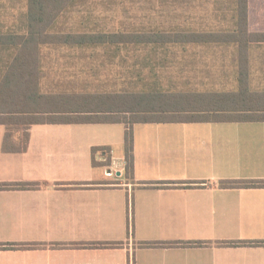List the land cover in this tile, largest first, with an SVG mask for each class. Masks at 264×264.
<instances>
[{
    "label": "crops",
    "instance_id": "obj_1",
    "mask_svg": "<svg viewBox=\"0 0 264 264\" xmlns=\"http://www.w3.org/2000/svg\"><path fill=\"white\" fill-rule=\"evenodd\" d=\"M248 29L264 32V0H248ZM167 48L142 57L146 89H236L234 44ZM247 53L250 87L264 89V42ZM109 60L81 87L117 91ZM0 127V264H264V187L223 183L264 180V122L134 123L129 178L123 123L32 125L15 153ZM94 146L110 148V165L92 166Z\"/></svg>",
    "mask_w": 264,
    "mask_h": 264
},
{
    "label": "trees",
    "instance_id": "obj_2",
    "mask_svg": "<svg viewBox=\"0 0 264 264\" xmlns=\"http://www.w3.org/2000/svg\"><path fill=\"white\" fill-rule=\"evenodd\" d=\"M221 1H228L227 8L231 11L228 28L207 30L192 25L197 22H192L190 10H194L191 13L194 18L210 16L220 22L217 4ZM8 6L20 13L16 20L6 23L2 11ZM178 6L184 7L180 13L185 16L182 23L151 19L166 18L165 14L175 18ZM147 9L153 13L144 21ZM195 9L204 11L198 10L196 15ZM116 11L123 16L118 18V25L112 23L109 27L107 21L99 20ZM252 42H264V32L249 31L248 0H0V125L5 127L1 150L24 152L32 125L123 123L124 172L129 178L133 173L134 123L264 122V89H252L248 78L247 50ZM200 43L236 46V89L223 92L146 89L147 77L141 69V61L146 59L142 57L175 44ZM67 50H72L66 55L70 60L78 57L77 50L85 52L81 56L100 59L82 61L85 69L80 72L86 77L92 71L91 63L102 66L106 65L105 60L110 61L109 57L116 58L119 74L124 78L117 80L120 85L117 91L87 89V81L85 87L60 78L45 82V67L54 72L53 59L60 58L52 56V51L64 54ZM128 76L134 77V87L126 82ZM14 131L20 132L17 142L13 139ZM90 152L92 166L110 165L109 147L94 146ZM98 152L106 154L103 161H95ZM223 183L264 187V180Z\"/></svg>",
    "mask_w": 264,
    "mask_h": 264
},
{
    "label": "rangeland",
    "instance_id": "obj_3",
    "mask_svg": "<svg viewBox=\"0 0 264 264\" xmlns=\"http://www.w3.org/2000/svg\"><path fill=\"white\" fill-rule=\"evenodd\" d=\"M7 1H11V0H7ZM208 3H210V2H208ZM8 4L10 5V3H8ZM217 5H219L218 14H220V16H219L220 22H218V20L216 19V17H213V19H212V17H210V16L207 17V18H204L203 17L202 19L194 18V15L191 16V13H193L194 10H190V17H191L192 22H195V21L197 22V24L196 23H192V25H195V26L197 25V27H202V28L207 29V30H211V29H226L225 27L228 28L229 25H230V13H231L230 9H228L229 8L228 1H221ZM183 8H184L183 6H180V7L178 6L176 8V15H174L175 18H170V16H168V14H165L166 18L165 17H155V18H151V19L157 20V21H159V20L160 21H164L165 20V22L166 21L173 20V21H175L178 24L179 23H182L183 20H184V18H185V16H182V14H180V13H182V9ZM207 8H210V5H208ZM198 10H200L199 13H202L201 11H204V9H195V14L196 15L199 14V13L196 12ZM144 12H146L147 14L145 16L143 15L144 16L143 20L144 21H147V16L148 15H151L153 12L151 10H148V9L147 10H144ZM18 13H20L18 10L13 9L11 11V7L8 6V8H6L5 11L4 10L2 11V15L4 17V20L3 21H5L6 23H8V22H11V19L16 20L14 18H15V16L18 15ZM118 13L120 14V11L119 12L116 11V12H113V13L112 12L106 13L107 18H105L103 20L102 19H99V20L101 22H104V23H105V21H107V25L109 27L112 25V23H113V25H116L118 23V21H117L118 18H123L122 15H119L118 16ZM222 13L225 14L224 16H226V17H223L222 16ZM197 17H199V16H197ZM70 52H72V50L71 51H69V50L64 51V54H63V51L62 52H60V51H52V53H51L52 56L53 55H60V59L59 60L53 59L54 60V63H55V66H54V70L55 71L54 72H52L48 67L47 68L45 67V71H44V74H45L44 81L45 82H49L53 78L54 79L60 78V79H62L65 82L66 81H74L76 84L79 83V85H80V84H82V82L80 83L78 81V79H79L78 77H79V75L81 73L80 72V69H85V67L83 66L82 61L85 62L87 58L89 60L90 59L92 60V57L95 60H100L99 58H96L95 56H81L85 52L83 50H77L75 52H77L78 57L75 59V61H72V62L69 61L68 62V61L65 60V57H66V55H69ZM88 52H89V50H87V53ZM79 56H81V57H79ZM65 62H67L68 64L65 63ZM91 65H92V67H91V70L92 71H98L100 67H101L102 70H104L103 68H105L104 67L105 65H102V66H100V65L94 66L95 63H91ZM118 65H119V63L116 64V67H115L116 68V73H114V75L117 78V80H120L121 81V80H124V78L119 74L120 67ZM113 72L114 71H112V73ZM102 74L105 75L106 73L103 72ZM102 77H105V76H102ZM93 81L94 82H89V85H90L91 88L94 86V83L97 82L95 80H93ZM76 86H78V85H76ZM118 87H120V85H118ZM256 125H259V124H256ZM117 127H120V126H117ZM1 128L2 127H0V129ZM115 139H116L115 136H111L110 137V142L111 143L113 142L112 143L113 144L112 146L114 147L113 153L114 154H117V155H119V154L122 155V143H119L118 144ZM17 141H19V138L16 140V142ZM259 144H262V143H259ZM87 152L89 153V150ZM88 153H87V155H88ZM100 171H101V169H100Z\"/></svg>",
    "mask_w": 264,
    "mask_h": 264
},
{
    "label": "built area",
    "instance_id": "obj_4",
    "mask_svg": "<svg viewBox=\"0 0 264 264\" xmlns=\"http://www.w3.org/2000/svg\"><path fill=\"white\" fill-rule=\"evenodd\" d=\"M107 175H108V176H111V175H112V173H111L110 171H108V172H107Z\"/></svg>",
    "mask_w": 264,
    "mask_h": 264
}]
</instances>
